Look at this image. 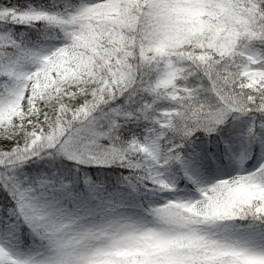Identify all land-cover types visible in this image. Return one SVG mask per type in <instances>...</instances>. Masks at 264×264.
Listing matches in <instances>:
<instances>
[{"label": "snow or ice", "instance_id": "obj_1", "mask_svg": "<svg viewBox=\"0 0 264 264\" xmlns=\"http://www.w3.org/2000/svg\"><path fill=\"white\" fill-rule=\"evenodd\" d=\"M0 264H264V0H0Z\"/></svg>", "mask_w": 264, "mask_h": 264}]
</instances>
